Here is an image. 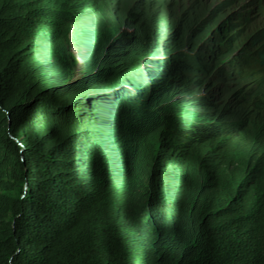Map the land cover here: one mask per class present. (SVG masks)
<instances>
[{"label":"trees","instance_id":"16d2710c","mask_svg":"<svg viewBox=\"0 0 264 264\" xmlns=\"http://www.w3.org/2000/svg\"><path fill=\"white\" fill-rule=\"evenodd\" d=\"M102 6L0 0V264H264L263 99L194 121L178 43Z\"/></svg>","mask_w":264,"mask_h":264},{"label":"rangeland","instance_id":"374dc122","mask_svg":"<svg viewBox=\"0 0 264 264\" xmlns=\"http://www.w3.org/2000/svg\"><path fill=\"white\" fill-rule=\"evenodd\" d=\"M103 6L101 11L104 14H109L112 17H117V19L121 20V24H125L124 27L128 29H133V27H138L141 23H150L153 27L150 32H154L158 28H162L164 31V38L162 42V46L165 43H175L178 45L175 49L176 52L168 55H174L175 53H179L186 60V67L181 72L182 77H189L190 79H198V77H202L204 74V79L200 84L194 85L195 82H186L182 83L179 78H174L173 86H177L179 93H184L187 89L195 88L194 93H201L206 96L211 95V99L214 102L213 107L218 112L221 106H225L227 102L230 100L220 101L221 98L235 85H217V77L213 73L209 79V74L205 71H202L201 68H204V61L207 60H217L218 53L210 52L203 48V43L206 41L210 28L201 34L198 35L201 27L207 28L208 23L215 19V17L219 20V25L216 27L213 24L209 26L212 27V30L216 32H220L222 35L225 30H221L219 26L223 23L227 22L228 18L237 14V16L241 17V19L233 21V26L240 29L241 32H251L258 31L264 28V18H260L256 15L255 12L251 11L254 7L255 3H251L250 0H237L233 2L229 0L232 4V7L227 9L223 8L222 14H218L222 16L219 18L217 16V12H212L213 8L216 5L221 3H215L216 0H102ZM246 12V13H245ZM245 13V15H244ZM248 18L247 27L241 28L239 26L240 22L243 24V19ZM120 26V25H119ZM124 27H120V32L124 31ZM162 35V36H163ZM174 39V40H173ZM229 38L227 37V42ZM224 44V43H222ZM228 46V44H226ZM181 57V58H182ZM202 58H205L202 60ZM202 60V61H201ZM206 67L210 68V72L213 71L211 69L215 68V63L213 62L211 65H207ZM87 68V63L80 59H75V65L73 67V79L83 76ZM61 76L67 75L65 72V63L64 61L59 65ZM66 76V77H67ZM241 85L243 83L240 82ZM211 89L212 91L208 90ZM77 91L73 90L72 92ZM69 92V91H68ZM67 92V93H68ZM215 98H214V95ZM61 95H53V97H60ZM215 102L217 103L215 106ZM223 108V107H222ZM229 108V107H228ZM200 108H196L198 111ZM206 112L198 111L196 114L198 116L204 115ZM214 114V112H212ZM99 164V163H98ZM94 166H92L93 168ZM98 167H94L92 169V173H101ZM91 184V183H90Z\"/></svg>","mask_w":264,"mask_h":264},{"label":"clouds","instance_id":"9594fccd","mask_svg":"<svg viewBox=\"0 0 264 264\" xmlns=\"http://www.w3.org/2000/svg\"><path fill=\"white\" fill-rule=\"evenodd\" d=\"M232 1L235 2L237 0ZM218 2L221 4L216 5L212 12H217V16L222 18V16L218 14L223 13V8H226V10L231 8L232 4L229 0L215 1V3ZM250 2L255 3L251 11L255 12L260 18H264V0H250ZM239 19H241V17L235 14L228 18L225 23L221 20L220 22L222 24L219 28L225 30L222 35L220 32H216V30L213 31L212 27L209 26L210 24H213V26L216 24L214 27L219 25V20L215 17V19L211 20L212 22L210 21L208 23L207 28L201 27L198 34L202 36L204 30L206 31L210 28L209 35L203 43V48L205 50L210 49V52L218 53L217 60H207L201 64L207 63V65H211L214 62L215 68L211 69L213 71L210 72V68L206 67L207 65H204L205 67L201 68V70L210 75L209 79L214 73L217 77V85H235V87H232L220 100L222 102L230 99L227 104L225 106L222 105L217 112L213 107L214 102L211 99L212 94H209V96L201 93L195 94V88L187 89L184 93H179L177 86H174L178 93L174 99H179L182 96L187 97L188 104L185 110L190 108V115L194 118V121L198 123L214 125L215 127H217V125L225 126L235 124L244 117V111L238 104L239 101H244L248 104L246 101L251 100L253 97H260V99L264 101V28L254 31L253 33L249 31L241 32L240 29L233 26V21L236 23ZM243 21L245 22H243V24L240 22L239 26L241 28H246L248 18L243 19ZM215 35H217L218 40H214ZM227 37L229 39L227 42H224ZM226 44H228V46ZM204 59L205 58H202V60ZM184 68L179 70L177 74V77L182 83L192 81L195 82L194 85H198L204 79V74L202 77H198V79L182 77L181 72ZM240 82L243 83V85H241ZM208 90L212 91L211 89ZM216 104L215 102V106ZM152 107L154 108V106ZM196 108H200L198 111H204L206 113L198 116L196 114V112H198ZM212 112H214V114H212ZM183 113L186 115L185 112Z\"/></svg>","mask_w":264,"mask_h":264}]
</instances>
